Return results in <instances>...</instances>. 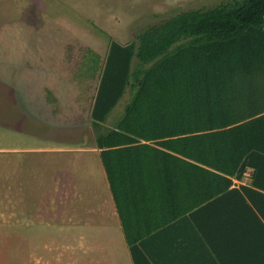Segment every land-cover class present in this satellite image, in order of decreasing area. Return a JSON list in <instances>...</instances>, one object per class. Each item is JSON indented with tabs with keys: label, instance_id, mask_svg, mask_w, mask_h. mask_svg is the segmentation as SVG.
<instances>
[{
	"label": "rangeland",
	"instance_id": "rangeland-1",
	"mask_svg": "<svg viewBox=\"0 0 264 264\" xmlns=\"http://www.w3.org/2000/svg\"><path fill=\"white\" fill-rule=\"evenodd\" d=\"M227 1L0 0V264H91L87 253L122 264L117 242H102V232L78 248L74 235L52 228L61 218L55 194L65 199L77 172L65 164L78 156L69 149L94 145L90 109L112 43L127 46L170 16ZM129 96L127 89L104 129ZM61 205L65 212L69 203Z\"/></svg>",
	"mask_w": 264,
	"mask_h": 264
},
{
	"label": "trees",
	"instance_id": "trees-1",
	"mask_svg": "<svg viewBox=\"0 0 264 264\" xmlns=\"http://www.w3.org/2000/svg\"><path fill=\"white\" fill-rule=\"evenodd\" d=\"M127 89L123 112L104 129ZM91 118L120 216L117 172L148 179L184 165L190 177L222 179L224 189L251 167L263 189L264 0L182 11L135 43H112ZM127 244L134 257V239Z\"/></svg>",
	"mask_w": 264,
	"mask_h": 264
},
{
	"label": "crops",
	"instance_id": "crops-1",
	"mask_svg": "<svg viewBox=\"0 0 264 264\" xmlns=\"http://www.w3.org/2000/svg\"><path fill=\"white\" fill-rule=\"evenodd\" d=\"M93 104L94 100L90 115ZM97 134L94 145L69 149L78 155L74 163L72 159L65 163L77 168L71 192L65 199L59 194L54 198L55 211L64 222L69 219L68 226L58 218L59 224L52 228L58 226L74 235L78 248L86 235L102 232V242H117L114 256L118 254L122 264H264V188L253 184V168L247 167L239 177H228L230 183L224 189L222 179L190 177L191 167L184 165L171 167L170 173L156 170L148 179L117 172L113 184L120 216ZM118 154L112 155L117 159L116 168L125 164ZM260 176L264 185V168ZM62 179L66 181V177ZM62 201L69 203L64 216ZM126 235L134 239V257ZM90 247V251L95 249ZM98 249L106 251L108 247ZM86 258L91 264L104 261L92 253ZM56 260L60 262L57 256ZM71 262L76 263V258Z\"/></svg>",
	"mask_w": 264,
	"mask_h": 264
}]
</instances>
